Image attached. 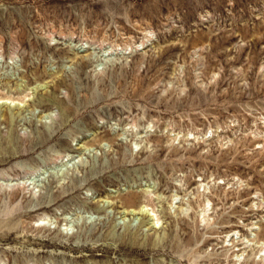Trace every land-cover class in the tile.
Masks as SVG:
<instances>
[{
  "label": "rangeland",
  "instance_id": "obj_1",
  "mask_svg": "<svg viewBox=\"0 0 264 264\" xmlns=\"http://www.w3.org/2000/svg\"><path fill=\"white\" fill-rule=\"evenodd\" d=\"M0 264H264V0H0Z\"/></svg>",
  "mask_w": 264,
  "mask_h": 264
},
{
  "label": "bare ground",
  "instance_id": "obj_2",
  "mask_svg": "<svg viewBox=\"0 0 264 264\" xmlns=\"http://www.w3.org/2000/svg\"><path fill=\"white\" fill-rule=\"evenodd\" d=\"M3 224H5V223L3 222Z\"/></svg>",
  "mask_w": 264,
  "mask_h": 264
}]
</instances>
